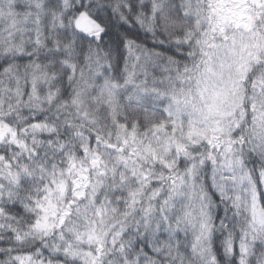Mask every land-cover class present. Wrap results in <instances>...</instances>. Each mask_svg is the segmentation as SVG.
<instances>
[{
    "label": "clouds",
    "instance_id": "9594fccd",
    "mask_svg": "<svg viewBox=\"0 0 264 264\" xmlns=\"http://www.w3.org/2000/svg\"><path fill=\"white\" fill-rule=\"evenodd\" d=\"M0 264H264V0H0Z\"/></svg>",
    "mask_w": 264,
    "mask_h": 264
}]
</instances>
